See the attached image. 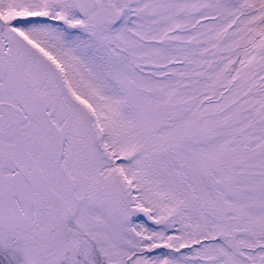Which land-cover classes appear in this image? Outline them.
<instances>
[{
    "label": "snow or ice",
    "instance_id": "1",
    "mask_svg": "<svg viewBox=\"0 0 264 264\" xmlns=\"http://www.w3.org/2000/svg\"><path fill=\"white\" fill-rule=\"evenodd\" d=\"M0 264H264V0H0Z\"/></svg>",
    "mask_w": 264,
    "mask_h": 264
}]
</instances>
